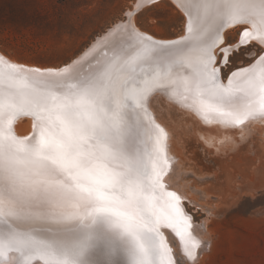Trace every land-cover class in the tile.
Masks as SVG:
<instances>
[{"label":"snow or ice","instance_id":"1","mask_svg":"<svg viewBox=\"0 0 264 264\" xmlns=\"http://www.w3.org/2000/svg\"><path fill=\"white\" fill-rule=\"evenodd\" d=\"M153 2H136L65 67H26L0 55V264H78L97 238L73 239L86 222L127 234L132 264H198L202 241L184 197L164 182L166 133L149 102L164 92L225 127L264 119V0H176L186 17L178 39L137 27V13ZM243 25L239 43L221 47L225 30ZM253 41L254 62L225 83L231 54ZM24 117L32 132L18 136ZM162 228L179 239L186 261Z\"/></svg>","mask_w":264,"mask_h":264},{"label":"rangeland","instance_id":"2","mask_svg":"<svg viewBox=\"0 0 264 264\" xmlns=\"http://www.w3.org/2000/svg\"><path fill=\"white\" fill-rule=\"evenodd\" d=\"M136 2L0 0V52L21 64L46 68L67 66L92 41L126 19L124 13ZM135 23L156 38L176 39L184 34L186 17L171 0H157L144 5ZM165 23L167 28L162 26ZM245 26L228 30L221 47L238 44ZM253 49L260 50L255 41L234 51L223 68L222 78L227 79L232 71L254 62L255 57L247 54ZM155 96L151 107L172 130L175 142L172 147L178 154L174 161L184 165L180 167L185 170L179 180L184 181L182 186L195 200L187 197L182 204L193 217L195 231L211 238L206 239L205 249H199L198 264H264V130L248 132L247 129L242 134L248 133L239 142L231 137L222 139L215 133L195 130L185 118L186 113L175 107L176 111H171V106L165 104L166 108L161 107L163 96ZM204 128L209 125L205 124ZM216 145L225 149L224 152L216 149ZM199 166L206 168L204 174H199ZM82 226L89 227L87 222ZM93 230L96 246L90 255L83 253L78 264H132L133 246L130 249L126 236L115 230ZM74 234L75 240L87 235H77L76 231ZM101 234L103 239L98 238ZM168 243L176 257L186 261L178 245L171 239ZM37 262L44 264L39 258L32 264Z\"/></svg>","mask_w":264,"mask_h":264},{"label":"bare ground","instance_id":"3","mask_svg":"<svg viewBox=\"0 0 264 264\" xmlns=\"http://www.w3.org/2000/svg\"><path fill=\"white\" fill-rule=\"evenodd\" d=\"M157 1V0H154V2ZM174 4H176V0H171ZM138 2H141V0H138ZM150 4V3H149ZM147 5V4H145ZM126 18V17H125ZM115 27V26H114ZM138 27V26H137ZM236 27V26H234ZM246 27V26H245ZM113 28V27H111ZM139 28V27H138ZM231 28L233 27H230V28H227L224 32V37H225V33L230 30ZM140 29V28H139ZM245 29V28H244ZM141 30V29H140ZM109 31V30H108ZM107 31V32H108ZM143 31V30H141ZM107 32L105 34H107ZM146 32V31H144ZM147 33V32H146ZM184 33V32H183ZM105 34H103L102 36H104ZM149 35H152L150 33H147ZM183 35V34H182ZM181 36V35H180ZM155 37V36H154ZM156 38V37H155ZM179 38V37H178ZM99 40V39H98ZM96 39V41H92L91 43V46H89L85 51H83L80 55H78V57L75 59L78 60L80 57H82L84 55V53L92 48V46L94 44H96V42L98 41ZM224 47V46H223ZM227 47V46H226ZM217 51H219V49H217ZM0 55H3L5 56L3 53L0 52ZM6 59L10 60L11 62L13 63H17V64H21L20 62H18L17 60L15 59H11V58H8L7 56H5ZM73 62V61H72ZM72 62L70 64H72ZM25 65L26 67H37V66H33V65H28V64H23ZM69 65V64H68ZM63 66V65H62ZM247 66V65H246ZM65 67V66H63ZM39 68H46V67H39ZM50 68H57V67H50ZM59 68V67H58ZM62 68V67H61ZM224 82L226 83L227 82V79H224ZM157 94H160L162 97L163 100L160 101V104H161V107H165L163 104L165 105H169L171 106V111L172 109H176V110H179V111H183L184 113H186L185 115V118H187L188 122H189V125H191L195 130H202V131H205V132H211V133H215L217 134V136H220L222 139L224 137H228V138H232L234 140V142H239L243 136H245L249 131L251 130H258L260 132H262L264 130V126H262L261 124H264V119H255L254 121H247L245 123V125L243 126H240V127H225L224 125L220 124V123H217V122H213V123H209L207 121H205L203 119L202 116H200L199 114H197L195 111H193L191 108L187 107L186 105L180 103L178 100L176 99H173L172 97H170L168 94L164 93V92H156L152 95V97L150 98V102H149V109H150V112L153 116V119L156 121L157 124L160 125V127H162L164 130H165V133H166V152H167V156L169 158V161H170V164H169V172L168 174L165 176L164 178V182L166 183L167 185V188L168 190H172V191H176L178 194L182 195L184 198H189L191 201H195L192 194L188 191H186L184 189V186L183 185V182L184 181H180L179 179H181L183 176V172L185 169L183 170H180V167L182 166V163L181 161L179 162H176L174 161V157L175 156H178L177 152L174 151V147L173 144L175 143L172 139V130L169 128V126L162 120L161 116L159 114L156 113V110L152 109L151 107V102L154 100V96L155 97H158L160 95L157 96ZM160 98V97H159ZM173 111H176L174 110ZM209 125V128H204V125ZM259 126H261V128H259ZM248 129V132L246 134H242L243 131L247 130ZM251 129V130H250ZM15 131H16V134L18 136H28L31 134L32 132V121L30 118L28 117H24L20 120H18L15 124ZM223 141V140H222ZM218 143V142H217ZM216 149H218V145H216L215 147ZM173 149V150H172ZM219 150L221 152H224L225 149H222V148H219ZM173 151V153H172ZM184 166V165H183ZM182 166V167H183ZM199 168L201 169V172L199 174H204L205 173V170L206 168H203V167H200ZM180 170V171H179ZM200 171V170H199ZM209 173V172H208ZM251 175V174H250ZM252 178V177H251ZM250 180V179H249ZM188 192V194H186ZM210 215V213H209ZM208 221V220H207ZM94 228H98L99 230H105V231H108V232H115V231H118V233H122L124 236H126L125 238L129 239V241H126V242H129L130 244V249L132 248L133 244H132V240L131 238L123 233L117 226H115L114 224H110L109 226L105 227V226H102V225H93L92 227H84L82 225H79L78 228H76L74 231L78 232V233H82V234H88L89 232H92L94 231L93 229ZM115 230V231H114ZM161 231L164 233L165 237H166V240L167 242L171 239L172 241H174L178 247L180 248V251L181 254H183L182 252V249H181V246H180V243H179V239L175 236V234L172 232L171 229H168V228H162ZM117 234V233H116ZM195 234L198 236V238L201 239L202 241V247L201 248H204V244L206 242V239L210 238L209 236H207V234L204 233V238L201 234V232H196L195 231ZM76 234H74L75 236ZM79 235V234H77ZM81 235V234H80ZM201 235V236H200ZM108 236H111L110 234ZM206 236V238H205ZM121 237V236H120ZM80 238H84V237H80ZM170 238V239H169ZM74 239V238H73ZM77 239V238H75ZM211 239V238H210ZM81 240V239H80ZM119 241V239H116ZM115 240V241H116ZM122 240V239H121ZM117 241V242H118ZM210 242V241H209ZM170 243V242H169ZM126 244V243H125ZM101 245V244H100ZM127 245V244H126ZM170 245V244H169ZM96 246V240L95 238L91 239L89 241V246L87 247V249L84 251V253H87V254H91L93 248ZM99 246V245H98ZM103 246V245H102ZM126 247V246H125ZM105 248V247H104ZM107 248V247H106ZM127 248V247H126ZM111 251V250H110ZM126 253V252H125ZM106 254V253H105ZM113 254V253H112ZM129 254V253H128ZM180 254V255H181ZM200 254V250H198V257L197 259L199 260V255ZM101 255V254H100ZM127 255V254H126ZM92 256V255H91ZM107 256V255H106ZM89 257V256H88ZM113 257V256H112ZM126 258V257H125ZM186 259V257H184ZM89 259V258H88ZM91 260V259H90ZM79 261V259H78ZM83 261V260H82ZM89 261V260H88ZM33 262V261H32ZM87 262V261H86ZM38 263V262H37ZM36 263V264H37ZM44 263V261H43ZM88 263V262H87ZM86 263V264H87ZM40 264V263H38ZM81 264V262H80Z\"/></svg>","mask_w":264,"mask_h":264},{"label":"water","instance_id":"4","mask_svg":"<svg viewBox=\"0 0 264 264\" xmlns=\"http://www.w3.org/2000/svg\"><path fill=\"white\" fill-rule=\"evenodd\" d=\"M176 39H178V38H176ZM90 46H91V45H90ZM74 61H75V60H74ZM74 61H73V62H74ZM73 62H72V63H73ZM78 234H80V233H78ZM73 236H74V235H73ZM73 238H74V237H73ZM74 239H75V238H74Z\"/></svg>","mask_w":264,"mask_h":264}]
</instances>
